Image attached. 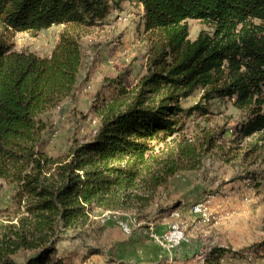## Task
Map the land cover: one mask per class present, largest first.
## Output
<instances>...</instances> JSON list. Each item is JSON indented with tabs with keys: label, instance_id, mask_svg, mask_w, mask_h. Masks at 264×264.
<instances>
[{
	"label": "trees",
	"instance_id": "obj_1",
	"mask_svg": "<svg viewBox=\"0 0 264 264\" xmlns=\"http://www.w3.org/2000/svg\"><path fill=\"white\" fill-rule=\"evenodd\" d=\"M140 6L148 44L147 74L132 103L96 107L90 141L74 142L61 156L43 150L42 116L69 98L82 51L81 29L101 24L123 4ZM188 20L211 26L189 39ZM64 26L49 57L12 52L7 38ZM0 180L15 187L10 223L0 224V264H68L58 255L62 235L83 232L94 213L127 212L178 171L168 162L155 172V149L171 142L185 117L203 109L180 102L202 91L204 102L230 100L247 115L242 137L264 140V0H0ZM162 95L150 100L148 94ZM33 252L24 262L13 256ZM93 250L90 256L97 255ZM229 248L214 247L205 264H221Z\"/></svg>",
	"mask_w": 264,
	"mask_h": 264
},
{
	"label": "rangeland",
	"instance_id": "obj_2",
	"mask_svg": "<svg viewBox=\"0 0 264 264\" xmlns=\"http://www.w3.org/2000/svg\"><path fill=\"white\" fill-rule=\"evenodd\" d=\"M140 6L124 3L101 24L78 31L82 58L72 95L46 112L43 150L52 157L67 152L74 142L90 141L99 125L96 107L115 101L118 89L112 83L122 78L126 93L119 97L120 107L132 103L139 83L147 74L148 44L143 31ZM189 39L200 31L211 33V26L188 20ZM64 26H52L39 32H19L7 38L12 52L49 57ZM9 34L0 28V37ZM157 100L162 94H148ZM202 91L180 102L183 109L200 105L182 119L183 129L173 141L156 147L152 163L155 172L168 162L179 171L162 187L152 191L140 185L142 198L127 212H96L83 232L62 235L57 252L68 264H83L91 251L94 259L114 263L116 245L131 237L147 239L165 252L180 251V260L199 264L211 248L224 247L236 252L226 254L221 264H264V140L256 133L242 137L237 129L247 115L234 108L230 100L204 102ZM15 187L0 180V224L13 219ZM205 201L208 220L192 212ZM120 224L127 226L124 232ZM177 227L185 237L172 249L158 243ZM146 242V241H145ZM33 252L20 250L14 256L24 262ZM65 255H68L67 259ZM173 254V261L176 259ZM183 257V258H182ZM172 262L162 259L159 264Z\"/></svg>",
	"mask_w": 264,
	"mask_h": 264
},
{
	"label": "crops",
	"instance_id": "obj_3",
	"mask_svg": "<svg viewBox=\"0 0 264 264\" xmlns=\"http://www.w3.org/2000/svg\"><path fill=\"white\" fill-rule=\"evenodd\" d=\"M116 247L114 253H111L114 260L112 264H159L163 258L168 261L172 260L170 264H193L192 262H185L183 259L180 260L179 249L167 253L145 238L131 237L120 241ZM173 254L176 255L174 261L172 259ZM66 256L68 257V255H65L67 259ZM94 257V255L89 256L83 264H106L102 259H94ZM166 263L168 264L167 261Z\"/></svg>",
	"mask_w": 264,
	"mask_h": 264
},
{
	"label": "built area",
	"instance_id": "obj_4",
	"mask_svg": "<svg viewBox=\"0 0 264 264\" xmlns=\"http://www.w3.org/2000/svg\"><path fill=\"white\" fill-rule=\"evenodd\" d=\"M208 202L209 201L198 203L192 209V212L196 214L199 218H201L203 221L208 220L209 213L207 212V207H206V204ZM120 226L124 230V232L129 233V229L127 226H124L123 224H120ZM171 230L172 231L164 234L161 237V240H158V243L160 245L168 249L174 248L175 246L180 244V242H185V237H183V233L180 232V230L177 227H172ZM199 264H204V259H201V262Z\"/></svg>",
	"mask_w": 264,
	"mask_h": 264
}]
</instances>
